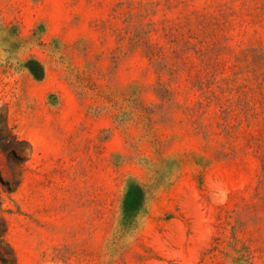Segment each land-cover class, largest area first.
Wrapping results in <instances>:
<instances>
[{"label": "rangeland", "instance_id": "rangeland-1", "mask_svg": "<svg viewBox=\"0 0 264 264\" xmlns=\"http://www.w3.org/2000/svg\"><path fill=\"white\" fill-rule=\"evenodd\" d=\"M0 264H264V0H0Z\"/></svg>", "mask_w": 264, "mask_h": 264}, {"label": "trees", "instance_id": "trees-1", "mask_svg": "<svg viewBox=\"0 0 264 264\" xmlns=\"http://www.w3.org/2000/svg\"><path fill=\"white\" fill-rule=\"evenodd\" d=\"M3 149L5 150V148L3 147ZM8 159L11 161V156L8 155Z\"/></svg>", "mask_w": 264, "mask_h": 264}]
</instances>
